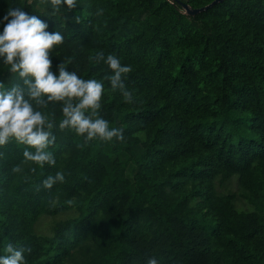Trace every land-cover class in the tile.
Instances as JSON below:
<instances>
[{"label": "trees", "instance_id": "16d2710c", "mask_svg": "<svg viewBox=\"0 0 264 264\" xmlns=\"http://www.w3.org/2000/svg\"><path fill=\"white\" fill-rule=\"evenodd\" d=\"M213 1L0 0V16L18 4L64 34L53 72L102 79L98 54L114 53L136 97L104 81L99 114L123 141L60 129L49 102L55 165L0 147V254L11 243L26 264H264V0L183 8ZM0 83L20 81L0 66ZM57 171L64 182L45 189Z\"/></svg>", "mask_w": 264, "mask_h": 264}, {"label": "clouds", "instance_id": "9594fccd", "mask_svg": "<svg viewBox=\"0 0 264 264\" xmlns=\"http://www.w3.org/2000/svg\"><path fill=\"white\" fill-rule=\"evenodd\" d=\"M77 2L51 0L54 8L63 5L69 10L75 8ZM42 17L26 12L18 4L8 7L0 16V66H5L20 81L11 87L0 83V147L10 141L26 145L22 163L31 162L39 167L56 164L49 151V146L56 140L52 131L55 124L49 113L43 110L49 102L60 105L63 119L59 121V128L74 130L77 135H83L86 142L93 138L124 140L123 129L110 127L109 121L99 114L105 80L111 90L121 93L125 103L136 102L135 90L129 89L125 82L132 66L123 64L114 53L98 54L110 70L102 79H85L62 63L53 72L50 53L64 42V34L49 31V22ZM13 171L21 172L22 165L14 166ZM64 180V173L57 171L43 179L41 184L50 189ZM25 251L23 247L8 243L0 254V264H26ZM147 264H159V261L151 256Z\"/></svg>", "mask_w": 264, "mask_h": 264}, {"label": "water", "instance_id": "95a60500", "mask_svg": "<svg viewBox=\"0 0 264 264\" xmlns=\"http://www.w3.org/2000/svg\"><path fill=\"white\" fill-rule=\"evenodd\" d=\"M223 0H214L211 4L205 6V7H202V8H199V9H194V10H190L186 5H183V8L185 9V11L188 13V14H191V15H195L199 12H203V11H206L210 8H212L215 4L221 2Z\"/></svg>", "mask_w": 264, "mask_h": 264}, {"label": "rangeland", "instance_id": "374dc122", "mask_svg": "<svg viewBox=\"0 0 264 264\" xmlns=\"http://www.w3.org/2000/svg\"><path fill=\"white\" fill-rule=\"evenodd\" d=\"M47 223H50V221H43V224L41 225V227L44 229H47V227H48Z\"/></svg>", "mask_w": 264, "mask_h": 264}]
</instances>
